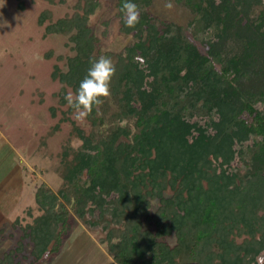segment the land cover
Listing matches in <instances>:
<instances>
[{
  "label": "trees",
  "instance_id": "1",
  "mask_svg": "<svg viewBox=\"0 0 264 264\" xmlns=\"http://www.w3.org/2000/svg\"><path fill=\"white\" fill-rule=\"evenodd\" d=\"M175 1L190 13L183 27L151 15L153 0H114L131 38L118 54L88 24L98 0L47 28L74 44L59 77L91 124L74 127L82 144L64 163L62 198L99 209L112 264H264V0ZM237 147L243 168L226 172ZM56 197L35 193L34 255L58 251L69 231ZM170 233L172 248L158 241Z\"/></svg>",
  "mask_w": 264,
  "mask_h": 264
},
{
  "label": "rangeland",
  "instance_id": "2",
  "mask_svg": "<svg viewBox=\"0 0 264 264\" xmlns=\"http://www.w3.org/2000/svg\"><path fill=\"white\" fill-rule=\"evenodd\" d=\"M76 1L0 0V134L9 142L3 147L0 141V154L10 146L12 154L16 151L21 157L29 158L27 166L34 178V192L26 197L29 206L0 228V261L9 256L17 264L113 263L104 223L98 222L99 209L94 207L91 214L88 212L91 208L86 206L82 213L80 208L68 205L61 194L64 163L74 158L82 144L74 127L89 134L91 124L85 110L71 109L76 94L59 77L67 71V58L74 55V44L68 36L48 32L47 28L71 15ZM98 2L99 7L88 24L100 41V50L118 54L131 38L119 30L114 0ZM153 2L150 14L157 19L173 21L182 27L190 19L189 11L175 0ZM240 152V147L235 148V159L225 167L226 172L235 173L243 168ZM216 162L210 159L208 169L219 170ZM42 186L44 191L57 195L53 200L55 210L63 205L70 213L69 231L62 236L58 251H50L51 242L44 252L34 255L27 229L43 214L35 200V193ZM170 192L166 190V194ZM149 202L150 212L154 213L160 202L158 199ZM109 224L108 227H115L111 220ZM147 225L144 222L145 228L155 232L153 225ZM158 241L170 248L176 244L173 233L159 237Z\"/></svg>",
  "mask_w": 264,
  "mask_h": 264
},
{
  "label": "crops",
  "instance_id": "3",
  "mask_svg": "<svg viewBox=\"0 0 264 264\" xmlns=\"http://www.w3.org/2000/svg\"><path fill=\"white\" fill-rule=\"evenodd\" d=\"M4 139L7 138L0 134L1 146L9 144ZM12 151L8 146L0 154V228L10 217L15 219L19 210L29 206L26 197L34 192L33 174L27 166L29 158Z\"/></svg>",
  "mask_w": 264,
  "mask_h": 264
}]
</instances>
